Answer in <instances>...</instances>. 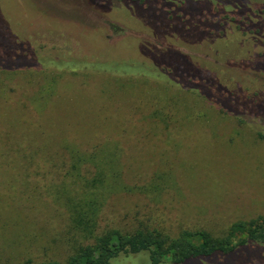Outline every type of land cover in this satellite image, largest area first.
I'll list each match as a JSON object with an SVG mask.
<instances>
[{"label":"rangeland","instance_id":"374dc122","mask_svg":"<svg viewBox=\"0 0 264 264\" xmlns=\"http://www.w3.org/2000/svg\"><path fill=\"white\" fill-rule=\"evenodd\" d=\"M187 1L169 6L148 0L144 6L124 0L127 13L91 0H0L1 64L26 66L34 60L49 66L56 59L67 66L64 57L74 52L96 71L135 73L0 67V190L13 174L21 177L15 186L38 190L27 201L0 202V264L65 263L72 255L70 213L65 202L44 193L61 185L68 149L112 147L126 182L146 189L173 173L172 184L163 183L165 192L115 194L101 213L102 228L171 236L206 230L222 237L236 222L264 217V31L260 44L250 34L243 45L236 41H244L247 27L217 12L218 0ZM263 2L250 0V6ZM223 8L231 10L229 4ZM22 9L35 18L33 34L12 25L23 21L28 27ZM57 30L65 36L52 33ZM27 37L35 48L24 46ZM89 39L100 46L91 47ZM42 42L58 47L39 48ZM139 73L196 84L213 93L218 105L245 111V117ZM216 79L228 86L225 91ZM261 254L264 246L196 261L258 264ZM112 264L149 262L139 255Z\"/></svg>","mask_w":264,"mask_h":264},{"label":"trees","instance_id":"16d2710c","mask_svg":"<svg viewBox=\"0 0 264 264\" xmlns=\"http://www.w3.org/2000/svg\"><path fill=\"white\" fill-rule=\"evenodd\" d=\"M123 1L124 0H119L114 3L113 0H91L94 5L104 9L116 8L124 11L126 10V12L130 11L126 7H122L121 3ZM162 1L169 6H183L188 2L187 0ZM11 2L13 3V1ZM138 3L147 6L149 2L148 0H138ZM226 4H229L231 8L228 13H226L227 11L223 8ZM218 5H220L217 7L218 9H215L217 12L225 14L227 18L232 17L233 20L242 22L243 26L247 27L242 32L244 41L239 40L236 42H242L243 45L246 44V42L249 41L246 36L250 34L253 36V41L255 43L260 44L264 40H260V37L263 38L262 32L264 31V2L258 8H251L250 0H218ZM233 6H235V9H232ZM16 7L18 8V6ZM22 11L25 14L28 27H25L23 21L12 23V25L28 35L33 34L35 29L31 25V22L34 21L35 18H32V15H30L31 13H29L27 9H22ZM52 33L60 34L61 32L57 30V32ZM61 34L63 37L65 36L64 33ZM255 36H257L256 39ZM27 38L26 44L22 42L24 46H28V48L34 47L32 43H35L32 40L29 41L31 38ZM90 40L91 39H89V41ZM93 43L97 44L94 40H91V47ZM228 44L229 42L225 43L223 46H227ZM97 45L100 46L99 44ZM41 47L51 50L54 48L56 49L58 46L54 43L42 42L39 45V48ZM36 48H38V46H36ZM61 56L62 58L64 57V55ZM64 58L68 59V63H66L67 66L63 63L58 66L57 63L59 61L55 59L53 64L49 66H44L43 64H39L38 61L30 60L28 63L31 64L26 66L22 64L6 65L0 63V67L9 70L32 67L59 70L88 69L93 73L96 72L109 76L116 74L131 76L135 74L96 71L94 67L86 63L87 60L85 56L74 54V52L66 55ZM139 74L148 80L159 82L169 88L194 92L218 105L214 100L213 93L210 95L204 93L199 90L196 84H176L173 81L164 80L161 77H149L144 73ZM188 79L192 80L193 77L188 76ZM233 79L235 78L233 77ZM215 82L221 85L223 91L228 87L222 85L217 79ZM207 93L209 92L207 91ZM229 95L231 97L235 96L232 93H229ZM218 106L224 113L235 117H245V111L235 112L229 109L227 110L226 107L223 108L220 105ZM117 146L119 145H114V147ZM74 149L75 150L72 152L68 149V167L65 174L60 176L59 180L63 178L61 185L54 193L49 191L53 186L44 190V193H46L52 201L65 202L64 207L67 209L68 213H70L69 220L71 230L75 233L73 243L74 251L65 263L54 262L48 264H112L113 261L122 259L123 257L130 258L139 255H144L149 264H200V261L197 262L196 260L206 259L204 261L208 263V261H211L217 256H229L239 249L254 248L257 246L263 248L264 217H259L251 221L236 222L229 227L222 237H215L206 230H185L176 236H171L163 234L158 230L137 228L131 232H123V230L119 228H102L100 224L101 213L106 203L109 202L115 194H141L149 197L148 194L153 189L161 193L165 190V188L162 187L163 183L172 184L170 176L173 175V173L162 174L151 187L146 189L147 186L145 185L136 186V184L131 185L126 182L122 161L118 158L115 151H112V147L109 149L106 146L104 148L96 146L90 152H83L84 150L77 148ZM17 178H19V180L21 179L19 174H13L7 181L9 184H7L4 189L0 190V202H23L24 200L27 201L29 198H35L38 190L24 184H22L21 187L15 186L14 183L17 182ZM67 181L70 183L67 184ZM259 257L260 260L258 264H263L261 263V259L264 258V256L261 254ZM25 264H31V261Z\"/></svg>","mask_w":264,"mask_h":264}]
</instances>
